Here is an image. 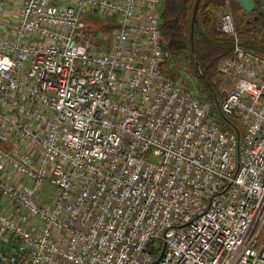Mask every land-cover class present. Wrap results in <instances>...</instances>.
Returning a JSON list of instances; mask_svg holds the SVG:
<instances>
[{
    "label": "built area",
    "instance_id": "1",
    "mask_svg": "<svg viewBox=\"0 0 264 264\" xmlns=\"http://www.w3.org/2000/svg\"><path fill=\"white\" fill-rule=\"evenodd\" d=\"M160 1L0 0V264H264V57L223 13L219 125Z\"/></svg>",
    "mask_w": 264,
    "mask_h": 264
},
{
    "label": "trees",
    "instance_id": "2",
    "mask_svg": "<svg viewBox=\"0 0 264 264\" xmlns=\"http://www.w3.org/2000/svg\"><path fill=\"white\" fill-rule=\"evenodd\" d=\"M251 12L245 13L238 5L233 17L240 45L264 57V13L261 2ZM196 0H161L159 5L162 34L163 73L185 89L193 91L201 101L211 106V116L221 126L227 117L220 110L225 87L230 83L220 70L223 59L233 56L234 37L219 29L220 0H199L195 16ZM96 16L87 25L95 35L110 33L112 23L98 27ZM110 22V21H108ZM96 25V26H95Z\"/></svg>",
    "mask_w": 264,
    "mask_h": 264
},
{
    "label": "rangeland",
    "instance_id": "3",
    "mask_svg": "<svg viewBox=\"0 0 264 264\" xmlns=\"http://www.w3.org/2000/svg\"><path fill=\"white\" fill-rule=\"evenodd\" d=\"M222 4V6H220V9H221V13L222 12H225V13H231V15L233 17H235L236 14H238V12L236 11V9L238 8V5L239 3H237L236 0H220ZM237 3V4H236ZM240 5V4H239ZM241 6V5H240ZM243 9V8H242ZM98 15H95V14H84L83 16V19L85 20L86 24L87 25H91V26H94V24L92 23V20ZM101 17V16H99ZM104 18V17H103ZM106 19V18H105ZM105 24H109L110 23L108 22V20H106L105 22L103 20H96V24L98 27H101V25H104ZM96 26V25H95ZM109 33V32H108ZM54 191V188L52 190V192Z\"/></svg>",
    "mask_w": 264,
    "mask_h": 264
},
{
    "label": "water",
    "instance_id": "4",
    "mask_svg": "<svg viewBox=\"0 0 264 264\" xmlns=\"http://www.w3.org/2000/svg\"><path fill=\"white\" fill-rule=\"evenodd\" d=\"M198 1L199 0H196V3H195V8H194V11H193V17L195 16V12H196V8H197V5H198ZM240 5L241 7L243 8L244 12L247 13V12H251L252 10H254L257 6V1L256 0H236ZM261 2V13H264V0H258Z\"/></svg>",
    "mask_w": 264,
    "mask_h": 264
}]
</instances>
